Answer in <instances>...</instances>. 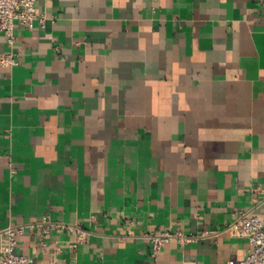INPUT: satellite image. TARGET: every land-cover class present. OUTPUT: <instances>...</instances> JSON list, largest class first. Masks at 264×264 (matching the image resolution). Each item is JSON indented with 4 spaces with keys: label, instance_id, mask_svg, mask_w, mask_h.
<instances>
[{
    "label": "crops",
    "instance_id": "1",
    "mask_svg": "<svg viewBox=\"0 0 264 264\" xmlns=\"http://www.w3.org/2000/svg\"><path fill=\"white\" fill-rule=\"evenodd\" d=\"M0 52V231L30 264H228L264 220V0H37ZM48 226L43 236L41 228ZM80 237L75 249L69 243ZM41 242H44L42 245ZM1 244V237H0Z\"/></svg>",
    "mask_w": 264,
    "mask_h": 264
},
{
    "label": "built area",
    "instance_id": "2",
    "mask_svg": "<svg viewBox=\"0 0 264 264\" xmlns=\"http://www.w3.org/2000/svg\"><path fill=\"white\" fill-rule=\"evenodd\" d=\"M37 0H0V31L4 33L9 46L15 43L14 25L16 23L29 27L34 20H38L42 26L45 17L36 11ZM14 53L0 52V66L15 64ZM43 236H46L49 227L41 228ZM230 234L247 239L249 247L243 259L232 260L228 264H264V220L252 210H242L232 223L227 227ZM25 232V226L11 225L0 231V264H30L31 258L16 250L18 237ZM153 249V264L159 262V253L172 239L184 241L188 237L179 232L161 231L148 235ZM82 239L78 237L69 247L75 249ZM44 245V242H41Z\"/></svg>",
    "mask_w": 264,
    "mask_h": 264
}]
</instances>
